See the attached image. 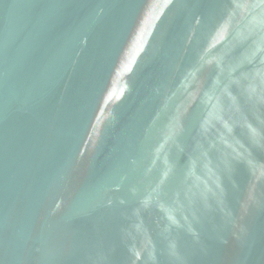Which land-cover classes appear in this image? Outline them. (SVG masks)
I'll return each instance as SVG.
<instances>
[{"label": "water", "instance_id": "95a60500", "mask_svg": "<svg viewBox=\"0 0 264 264\" xmlns=\"http://www.w3.org/2000/svg\"><path fill=\"white\" fill-rule=\"evenodd\" d=\"M0 264H264V0H0Z\"/></svg>", "mask_w": 264, "mask_h": 264}]
</instances>
